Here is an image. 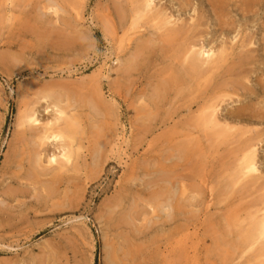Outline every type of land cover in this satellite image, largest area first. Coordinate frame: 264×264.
Wrapping results in <instances>:
<instances>
[{
	"label": "rangeland",
	"instance_id": "rangeland-1",
	"mask_svg": "<svg viewBox=\"0 0 264 264\" xmlns=\"http://www.w3.org/2000/svg\"><path fill=\"white\" fill-rule=\"evenodd\" d=\"M141 2L0 0V264H253L230 247L264 206V0ZM156 11L186 33L161 38ZM186 45L228 56L191 80ZM57 108L70 162L30 177L19 118ZM247 145L258 171L231 185Z\"/></svg>",
	"mask_w": 264,
	"mask_h": 264
},
{
	"label": "bare ground",
	"instance_id": "bare-ground-1",
	"mask_svg": "<svg viewBox=\"0 0 264 264\" xmlns=\"http://www.w3.org/2000/svg\"><path fill=\"white\" fill-rule=\"evenodd\" d=\"M235 2V1H234ZM253 3V2H252ZM210 4V3H209ZM141 6H142V11H144L145 13H149L152 12L153 9V4H152V0H142L141 2ZM139 9V8H138ZM229 10V9H228ZM137 11V10H136ZM213 14V13H212ZM227 14V13H226ZM225 14V15H226ZM151 17V16H150ZM153 17L156 18L158 20V24H160L159 30H162L161 32V38L164 37L165 40L169 41V40H174L176 38H180L182 37L186 31H184V28L181 29L180 28H173L172 26L170 28H167V25L173 23L172 21H170L169 17H167V15H162L159 12H155L153 14ZM217 19L219 20L220 17H217ZM228 20V19H226ZM217 21V20H216ZM202 22V21H201ZM220 22V21H218ZM157 23V22H156ZM217 23V22H216ZM182 25V24H181ZM180 26V25H179ZM193 26V25H192ZM157 28V27H156ZM190 28V27H189ZM158 29V28H157ZM186 30V29H185ZM200 34V33H199ZM196 35V34H195ZM200 37V36H199ZM158 38V37H157ZM162 40V39H161ZM190 40V39H189ZM250 41V40H249ZM193 42V41H192ZM196 42V41H195ZM159 43V42H158ZM179 45V44H178ZM167 47V45H165ZM175 47V46H174ZM194 45H186L185 47H182V50L180 51L181 53V59L183 62H185L186 64V69L183 72V76H187L189 77V79L193 78V79H197L200 77V75L205 72V71H210L212 69H214L215 67H217L219 64H222L225 60L226 57L228 56L227 53V49L225 48V45H221L220 48L218 49H213V47H203L201 46L198 49H194ZM233 47V45H232ZM162 48V47H161ZM252 51V50H251ZM244 52V51H243ZM247 53H250L248 51H246ZM178 53H176L177 56ZM243 54V53H241ZM251 54V53H250ZM180 54H178L179 57ZM238 56V55H237ZM250 56V55H249ZM241 57V56H239ZM237 58V57H236ZM247 58V57H246ZM241 60V59H239ZM247 60V59H246ZM248 61V60H247ZM244 62V61H243ZM246 62V61H245ZM250 62V61H249ZM131 64V63H130ZM244 64V63H243ZM235 65V64H234ZM236 66V65H235ZM130 67V66H129ZM203 67H206V69H203ZM239 68L242 67V65L239 64L238 66ZM125 68V67H124ZM126 69V68H125ZM6 70V69H5ZM128 69H126L127 71ZM130 70V69H129ZM122 71V70H121ZM238 71V70H237ZM245 70H239L240 74H243ZM124 74V73H123ZM235 74V73H234ZM179 76V74H177ZM182 76V75H180ZM237 76V75H236ZM210 77V76H209ZM175 78V77H174ZM211 78V77H210ZM177 79V78H176ZM178 79H180V77H178ZM192 80V79H191ZM210 79H208L209 81ZM234 80V79H233ZM259 80V79H258ZM208 83V82H207ZM171 84V83H170ZM181 84L182 83V79H181ZM185 85V84H184ZM183 85V86H184ZM223 85V83H222ZM220 85V86H222ZM239 86V85H238ZM186 87V86H185ZM184 87V88H185ZM190 87V86H189ZM161 88V87H160ZM178 88V87H177ZM192 88V87H191ZM235 88V87H233ZM242 88V87H241ZM187 90V87H186ZM190 90V89H189ZM188 90V91H189ZM191 91V90H190ZM222 91V90H221ZM236 91V89L234 90ZM242 91V90H241ZM249 91V90H247ZM187 92V91H186ZM224 93V92H223ZM248 92H245V94ZM190 94V93H189ZM225 94V93H224ZM249 95V94H248ZM253 95V94H252ZM157 96V95H156ZM49 97V96H48ZM51 98V97H50ZM222 99V98H221ZM221 101V100H220ZM201 108V107H200ZM215 108L216 105H210V112H207V114H202V112L204 111L203 109L198 110L199 114H200V121L202 123V125L204 126L203 128H207L210 129L211 131V136H219L222 138H225L229 135L228 131L231 129L227 126L221 127L220 130H214L215 126L218 125V123L216 122L215 119ZM33 109V108H32ZM64 109V108H63ZM199 109V108H198ZM205 109V108H204ZM31 110V109H30ZM206 110V109H205ZM262 111V110H260ZM197 112V113H198ZM57 113V114H56ZM34 113V110L30 111V112H26L25 114L20 116V121H18V126H25L24 129V133L29 135L28 138H32L33 143H32V147L30 148L29 152H27L26 154L28 155V167L29 170H27L28 172H30V177H35V176H47L49 174H51L50 176L53 178V180L56 182H60L61 181V176L59 175V173L61 174L62 171H66V164L70 162V158H71V152L74 150V147L71 144L70 140V135L72 134V131L75 130L74 128H72V131H69L70 129L66 128V121H64L65 119H63L64 116V112L61 111L59 108H57L55 115L53 116V118L50 121H46L45 123H42L38 116ZM69 117V116H68ZM264 117V115H263ZM66 118V117H64ZM71 120V119H70ZM74 120V119H73ZM62 122V125L60 124ZM60 122V123H59ZM70 122V121H69ZM75 123V122H74ZM69 126V125H68ZM76 126V125H75ZM221 126V124H220ZM229 126V125H228ZM20 128V127H19ZM23 130V129H22ZM205 130V129H204ZM77 132V131H76ZM206 133V132H205ZM206 136V135H205ZM182 138V137H181ZM212 138V137H211ZM255 138V137H254ZM253 138V139H254ZM22 139V138H21ZM203 139V138H202ZM66 140V141H65ZM23 141V140H22ZM29 141V140H28ZM220 141V139H219ZM226 141V140H225ZM198 142V140H195L193 143V145H197L196 143ZM223 142V140H222ZM248 142V141H247ZM54 143H57V146L55 147L54 151H49V148L51 145H53ZM213 143V142H212ZM250 143V142H249ZM256 143V142H255ZM259 143V142H258ZM30 144V143H28ZM227 144V143H226ZM16 145V144H15ZM26 144H24L25 146ZM230 145V144H229ZM29 146V145H28ZM202 146V145H201ZM200 146V147H201ZM231 146V145H230ZM100 148V147H98ZM56 149H59L58 152L56 151ZM99 150V149H98ZM191 151V150H190ZM198 151V150H197ZM243 152L241 153V156L239 158V164L235 170V173L233 174V176L231 178H227L229 181V184H237L238 181H241L242 179L249 177V176H254V174L258 171V169L256 168V155H255V150L253 145H247L246 147H244V150H242ZM98 152V151H97ZM229 152L231 153V151L229 150ZM194 153V152H193ZM235 154V151L233 152ZM200 154V153H198ZM15 155V154H13ZM94 155V154H93ZM99 155V154H98ZM228 155V154H227ZM17 156V155H16ZM194 156V155H193ZM203 156V155H202ZM229 156V155H228ZM97 161L98 156H95ZM200 157V156H197ZM102 158V156H101ZM203 158V157H202ZM235 158V157H234ZM26 160V159H25ZM187 160V159H186ZM230 160V159H229ZM206 161V160H205ZM95 163H97L96 161H93ZM188 162V161H187ZM193 163H196V161ZM199 163V162H198ZM201 163V162H200ZM51 166V167H50ZM195 166V165H194ZM221 166V165H220ZM231 166V165H230ZM190 167V166H189ZM196 167V166H195ZM225 167V166H224ZM96 168V166H95ZM197 169V168H196ZM64 171V172H65ZM229 171V170H228ZM227 173V172H226ZM25 174V173H24ZM224 174V173H223ZM229 174V173H228ZM223 176V175H222ZM224 178V176H223ZM224 180V179H223ZM247 180V179H246ZM227 181V183H228ZM243 182V181H242ZM253 182V181H252ZM254 184V183H253ZM227 185V184H226ZM242 185V184H241ZM246 184H243V186ZM230 186V185H228ZM227 186V187H228ZM242 186V187H243ZM174 188V187H173ZM229 189V188H228ZM227 189V190H228ZM169 190V189H168ZM182 193H185L186 188L183 187L182 189ZM49 191V190H48ZM170 191V190H169ZM222 191V190H221ZM247 191V190H246ZM175 192V190H174ZM241 192V191H240ZM244 192V191H242ZM227 193V192H226ZM229 193V192H228ZM232 193V192H231ZM239 193V192H238ZM171 194V193H169ZM220 194V192H219ZM245 194V193H243ZM172 195V194H171ZM175 195V194H174ZM46 196V195H45ZM222 196V195H221ZM229 196V195H228ZM243 196V195H242ZM264 196V195H263ZM49 197V196H48ZM168 199V198H167ZM172 199V196H171ZM195 199V198H194ZM256 200V199H255ZM261 202L262 199L260 198ZM191 202V201H190ZM3 201L0 202V205H2ZM181 203V201H180ZM188 203V201H187ZM166 204V202H165ZM199 204V203H198ZM255 204V202H254ZM260 204V203H259ZM190 205V204H189ZM256 205V204H255ZM258 205V204H257ZM263 205V204H262ZM261 205V206H262ZM164 205H162L163 207ZM197 206V205H196ZM161 207V206H160ZM198 207V206H197ZM166 208V207H163ZM162 208V209H163ZM254 208V207H253ZM109 209V208H108ZM161 209V208H160ZM161 209V210H162ZM169 209V207H168ZM197 209V208H196ZM199 209V208H198ZM257 209V208H255ZM182 210V209H180ZM169 211V210H168ZM254 211V210H253ZM184 212V211H183ZM169 213V212H168ZM132 214V212H131ZM190 214V213H189ZM168 215V214H167ZM166 215V216H167ZM186 215V214H185ZM184 216V215H183ZM191 216V215H190ZM249 216L250 220L248 221V225L247 227H244L242 229L244 230H239L234 243L231 244L230 250L231 251H237L239 250V253L241 254V256H247L250 257L251 256V261L253 264H264V206L258 208L257 210H255V212L251 213ZM107 217V216H106ZM127 217V216H125ZM130 217V216H129ZM129 217H127L128 219H130ZM194 217V216H193ZM132 218V217H131ZM186 219V218H185ZM236 220V219H235ZM229 221V220H228ZM234 222V221H233ZM239 222V221H238ZM243 222V221H242ZM129 223V222H128ZM187 223V222H186ZM126 224V222H125ZM234 224V223H233ZM237 224V223H236ZM244 224V222H243ZM129 225V224H127ZM233 228L238 229L235 225ZM241 228V227H240ZM226 236V235H225ZM218 240V239H217ZM219 241V240H218ZM233 242V241H232ZM231 243V242H230ZM222 245V244H221ZM225 245V244H223ZM218 247V246H217ZM227 247V244L226 246ZM220 248V247H219ZM219 250V249H218ZM220 251V250H219ZM225 251V250H224ZM240 255H238V258H242ZM227 259V258H225ZM225 261V260H224ZM250 261V260H249ZM248 261V262H249ZM249 264V263H248Z\"/></svg>",
	"mask_w": 264,
	"mask_h": 264
}]
</instances>
